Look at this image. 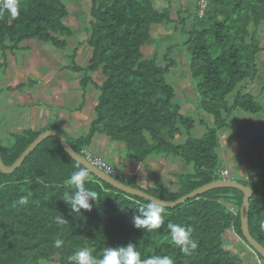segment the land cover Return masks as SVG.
<instances>
[{
	"label": "trees",
	"instance_id": "trees-1",
	"mask_svg": "<svg viewBox=\"0 0 264 264\" xmlns=\"http://www.w3.org/2000/svg\"><path fill=\"white\" fill-rule=\"evenodd\" d=\"M18 2L20 12L15 19L0 12L4 54L18 51L28 41L51 44L62 52L69 48L77 31L69 25L72 12L65 0ZM158 4L157 0L76 1L73 12L82 17L79 31L86 36L80 48L89 52V60L84 65L74 62L69 68L84 75L83 89L94 86L98 102L88 136L73 142L65 138L83 157L91 153L94 138L104 136L122 143L137 163L161 157L179 159L189 171L179 173L171 184L142 187L137 177L123 181L113 175L128 186L172 202L219 179L224 168L218 155V131L229 127L232 114L242 110L257 116L261 127L250 140L255 147L251 160L262 184L250 185L249 223L252 236L264 246V103L245 92L261 73L258 57L264 40L259 31L264 27V0H205L204 7L194 0V12L179 8L178 20L171 7L162 10ZM168 26L186 39L167 46L163 53ZM182 63L186 65L182 78L196 83L201 107L215 124L202 138L191 136L195 122L181 114L175 87L167 79ZM95 74L100 81L93 78ZM183 130L187 139L180 144ZM38 136L27 131L15 136L12 147L0 144L5 166H12ZM77 165L83 167L51 137L14 174L0 172V264H69L67 257L77 249L88 248L102 258L105 248L129 243L135 244L141 259L167 255L174 264H243L224 241L228 232H234L246 242L241 231L242 192L215 189L174 209L163 207L161 228L148 233L135 228L132 217L136 208L151 201L121 192L89 171L86 187L97 198L90 201V211L70 214L63 197L72 191L66 181ZM21 197H27L26 205L19 204ZM57 216L66 223L57 224ZM168 223L192 229L198 247L191 256L172 243ZM57 239L63 241L60 248L55 247Z\"/></svg>",
	"mask_w": 264,
	"mask_h": 264
},
{
	"label": "rangeland",
	"instance_id": "rangeland-1",
	"mask_svg": "<svg viewBox=\"0 0 264 264\" xmlns=\"http://www.w3.org/2000/svg\"><path fill=\"white\" fill-rule=\"evenodd\" d=\"M76 1L77 0H65V3L72 12L70 21L68 22L70 27L77 31L75 37L70 41V46L65 50L66 52L60 55H58V53L62 52L61 50L55 49L51 44H46L51 51L50 58L49 56L46 58L47 64H44L45 67H50L49 70H51V73L49 76L51 77H58L59 70L62 68L61 87L62 92L67 94V102L66 104L60 105L53 98L51 101V114L53 116V124L55 122V127L60 129L62 134L71 142L77 138L88 136L91 123L96 118L95 109L98 102V94L93 88L94 86L89 85L86 89H83V87H81V81L84 79V75L76 74L69 68L74 62L78 65H84V63L89 60V52L84 48H80L81 44L84 42L85 35L79 31L82 17L75 13L77 9ZM157 1L159 3V9L163 10V8L171 7L172 15L176 20L179 18L176 13L179 8L191 11L190 13H193L195 10L194 0ZM73 10H75V12H73ZM185 17L186 16L182 14V18ZM165 29L167 30L168 37L163 43V53L166 52L167 46L182 43L186 39V36L180 35L173 27L168 26ZM259 34L264 40V27L260 29ZM77 48H79L77 51L78 54L75 55ZM41 49L42 47L39 51ZM42 52L43 51L39 53L42 54ZM65 54L68 56L67 60L64 58ZM3 55L4 54H0V63L3 69L6 70L11 67V60L9 53L6 54L8 59L4 58ZM35 64L36 60L29 58L26 62L29 76L27 80L24 77L20 78V83H25L27 81V83H25L27 89H30L31 87L29 85L36 80H28L36 78L30 76V74L35 71ZM160 64H163V62L160 61ZM258 64L261 70L260 77L258 81L253 83V86L247 87L245 92L252 93L255 97L257 96L260 102L264 103V90H262V85L264 84V51L258 57ZM185 71L186 65L182 63L167 76V79L175 87V103L180 106L181 114L193 119L195 122L190 133L191 136L194 138H202L210 130L214 129L215 124L213 118L207 115L201 107V101L194 91L196 83L192 80L188 81L182 78ZM46 75L48 76V73H46ZM93 78L100 81L98 74L93 75ZM55 80L56 79H52L53 82ZM16 81L19 82L18 80ZM2 83H4L5 87L0 93V98L3 94L5 101L15 97V93L6 90H14V88H7L9 86H7L8 82L6 80ZM85 92H89L87 99L85 98ZM21 93L22 91H20L15 98L11 99L14 107L15 105L22 107L24 104L28 105V107L32 106L29 101L21 97L23 96ZM11 110H13L12 107ZM46 113L48 114V107H46ZM33 121L34 119H24V125L30 127ZM55 127L53 125V128ZM260 127L257 116L242 110H237L229 119V127L218 131V155L220 157L221 166L229 172V178L231 180L248 187H251V184L260 187V184H262V182L255 177L251 160L255 158L253 150L254 144H250V140L260 133ZM186 133V130H183V136L178 139L180 144L185 142V138L187 137ZM103 138L102 136H97L94 139L90 147V152L95 156L102 157L106 164L115 172L114 175L121 178L123 181H127V179L131 177H137L142 187H147L148 185L155 187L160 183L171 184V182L177 180L176 176L179 173L189 171V169L182 166L179 159L176 160L173 158L165 159L161 157L162 159H152L147 163H137L133 156L126 151L122 143L112 141L106 137ZM218 177L221 179L220 175H218ZM231 209L238 211L237 207ZM224 241L226 242V247L230 249L231 252L238 255L243 264H264V261L261 260L255 250L247 245L243 238L235 235L234 232H228L224 237Z\"/></svg>",
	"mask_w": 264,
	"mask_h": 264
},
{
	"label": "crops",
	"instance_id": "crops-1",
	"mask_svg": "<svg viewBox=\"0 0 264 264\" xmlns=\"http://www.w3.org/2000/svg\"><path fill=\"white\" fill-rule=\"evenodd\" d=\"M41 47L42 49L39 51ZM41 51H43L42 54L39 53ZM50 51V48H48L44 43H40L37 41H28L24 42L18 51L14 53L8 51L6 53H9V57L11 60V67L9 69L7 68L6 70H4L2 64L0 63V93L5 87L4 83L2 82L6 80L8 82L7 86H9L7 88H14V90H6L15 93V97L20 91H22L21 94H23V96L21 97L29 101L32 105L28 107V105L21 104L22 107L25 108L23 109L18 105H15L14 107L13 101L11 99L15 97H12L10 100L7 99L5 101L3 94L0 98V144H2L4 148L12 147L14 144H16L15 136H20L27 131L39 133V135L48 131H56L62 134L60 129L55 127V122L53 124V116L51 114V101L54 98V100L58 102V104H66L67 94L62 92L61 87L62 68L59 70L58 77H51L49 76L51 73V70H49L50 67H45L44 65L47 64V56H49L50 58ZM62 53L63 52H60L58 53V55ZM0 54H4L1 48ZM6 54H4L3 57L8 59L6 57ZM67 57L68 56L65 54L64 58L66 60ZM29 58L36 60V64L34 67L35 71L30 74V76L36 78H31L28 80H36H34L33 83L29 85L31 88L27 89L25 84L27 83V81L25 83H20V78L24 77L27 80V77L29 76L26 65V62ZM46 73H48V76L46 75ZM15 79L19 82H17ZM52 79L56 80L53 82ZM11 107L13 108V110H11ZM46 107H48V114L46 113ZM24 119H34V121L30 127H26L24 125ZM53 125L55 128H53ZM63 136L65 137L64 134ZM103 137L104 136H102V138Z\"/></svg>",
	"mask_w": 264,
	"mask_h": 264
},
{
	"label": "clouds",
	"instance_id": "clouds-1",
	"mask_svg": "<svg viewBox=\"0 0 264 264\" xmlns=\"http://www.w3.org/2000/svg\"><path fill=\"white\" fill-rule=\"evenodd\" d=\"M4 11H6L11 18L15 19L20 12L18 0H0V12ZM87 153L88 152H86V155ZM86 157L87 156H85V158ZM77 168L78 170L74 171L66 181V183L71 186L72 191L65 193L63 197V200L69 206L70 214H80L81 209L90 211L92 209V203H90V201L96 200L97 198L96 192L86 187V181L89 175L88 170L79 165H77ZM222 170H220V172ZM114 174L112 170V173L109 175L113 176ZM221 180L224 179L221 177ZM228 180L231 179L229 178ZM27 202V197H21L19 199L20 205H26ZM136 209L137 214H134L132 217V223L135 228L142 229L148 233L161 228L163 224L164 208L159 203L153 201L147 204V206L140 205ZM55 222L59 225H63L66 223V219L62 216H57ZM261 227L264 229V224H262ZM167 228L170 230L172 243L177 246L185 256H191L193 251L198 247L197 242L192 238V229L176 223H168ZM62 244L63 241L60 239L55 241L56 248H60ZM67 260L69 264H174L173 258L167 255H154L146 259H141V253L137 250L135 244L132 243L126 246L105 248L102 258L94 256L88 248L77 249L73 254L67 257Z\"/></svg>",
	"mask_w": 264,
	"mask_h": 264
},
{
	"label": "water",
	"instance_id": "water-1",
	"mask_svg": "<svg viewBox=\"0 0 264 264\" xmlns=\"http://www.w3.org/2000/svg\"><path fill=\"white\" fill-rule=\"evenodd\" d=\"M57 138L66 153H68L73 160H75L77 163L82 165L84 168H86L89 172H91L94 176H96L99 180H102L103 182L111 185L115 189L124 192L129 195L137 196L139 198L148 200V201H155L159 203L164 208H176L179 205L185 204L188 200L196 199L199 196H202L212 190L215 189H236L243 193V203L241 207V231L242 234L248 243V245L255 250V252L260 255L264 259V246H262L254 237L252 236L250 232V223H249V216H250V209L251 204L250 201L253 197V189L248 186H244L238 182H235L233 180H215L205 186H202L198 188L197 190H194L190 194L182 197L179 200L176 201H164L160 200L158 198H155L139 189L133 188L131 186H128L124 184L123 182L117 180L112 175H109L99 168L95 167L91 162L78 154L68 143L66 138L63 136V134L56 132V131H48L40 134L32 143L31 145L24 151V153L20 156V158L10 167L5 166L2 160V156L0 153V172L3 175H12L15 173L16 170L20 169L26 160V158L32 153L44 140L48 138Z\"/></svg>",
	"mask_w": 264,
	"mask_h": 264
},
{
	"label": "built area",
	"instance_id": "built-area-1",
	"mask_svg": "<svg viewBox=\"0 0 264 264\" xmlns=\"http://www.w3.org/2000/svg\"><path fill=\"white\" fill-rule=\"evenodd\" d=\"M197 1H199L200 6H202V7L205 6V0H197ZM86 156H87L86 158L95 167L99 168L100 170L104 171L107 174H111L112 173V169L106 164L104 159L96 157V156H94L92 154H89V153H87ZM220 175H221L222 179H224V180H228L229 179V172H227L226 170H222L220 172Z\"/></svg>",
	"mask_w": 264,
	"mask_h": 264
}]
</instances>
